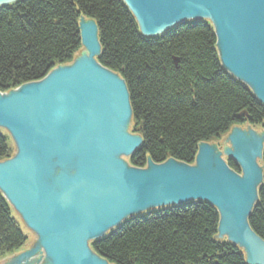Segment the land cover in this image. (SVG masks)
Here are the masks:
<instances>
[{
  "label": "water",
  "instance_id": "water-1",
  "mask_svg": "<svg viewBox=\"0 0 264 264\" xmlns=\"http://www.w3.org/2000/svg\"><path fill=\"white\" fill-rule=\"evenodd\" d=\"M124 3L148 36L208 20L223 66L264 104V0ZM78 24L82 48L70 64L0 93V128L16 149L0 161V190L38 244L5 264H110L90 241L141 212L192 201L212 204L217 237L240 247L248 264H264V241L248 223L264 173V123L235 125L216 146L201 142L193 165L148 159L146 168L129 167L120 156L129 157L142 138L126 130L125 83L97 62L95 21L81 16Z\"/></svg>",
  "mask_w": 264,
  "mask_h": 264
},
{
  "label": "trees",
  "instance_id": "trees-1",
  "mask_svg": "<svg viewBox=\"0 0 264 264\" xmlns=\"http://www.w3.org/2000/svg\"><path fill=\"white\" fill-rule=\"evenodd\" d=\"M81 16L97 25V62L120 76L128 92L131 131L142 138L127 157L129 167L146 168L148 159L193 165L201 142L217 140L235 125L264 123V104L223 66L208 20L148 36L124 0L0 5V93L70 64L82 48ZM11 141L0 131V161L15 154ZM226 163L240 173L234 161ZM260 163L264 169V148ZM13 211L0 190V257L27 241ZM248 223L264 241V173ZM218 224L212 204L192 201L141 212L89 247L110 264H248L240 247L217 237Z\"/></svg>",
  "mask_w": 264,
  "mask_h": 264
},
{
  "label": "rangeland",
  "instance_id": "rangeland-1",
  "mask_svg": "<svg viewBox=\"0 0 264 264\" xmlns=\"http://www.w3.org/2000/svg\"><path fill=\"white\" fill-rule=\"evenodd\" d=\"M244 125V124H242ZM130 134H133L132 131H131V124L129 123L127 129H126ZM0 131L2 133H5V134H8L6 132V130L0 128ZM9 135V134H8ZM135 135V134H134ZM10 137V135H9ZM220 139V138H219ZM219 139L217 140H212L210 141L209 143L213 144L214 146H216V144L218 143ZM10 140H11V137H10ZM12 142V141H11ZM12 146L15 148V144L14 142H12ZM120 159L124 162L127 161V157L126 156H123L121 155L120 156ZM259 164L261 165L260 163V160H259ZM13 216L14 218L17 220V222L19 223L23 233L26 235L27 237V241L26 243L24 244V246L17 252L13 253V254H10V255H6L4 257H0V264H5V263H8L10 261H12L15 257L19 256L20 253H22L23 251L25 250H28V249H31L33 246L35 245H38L37 244V240L35 239V237L33 236V234L31 233V231L29 230V228L27 227V225L23 222V220L21 219V217L19 216V214L16 212V211H13ZM225 237V236H224ZM226 238V237H225Z\"/></svg>",
  "mask_w": 264,
  "mask_h": 264
},
{
  "label": "flooded vegetation",
  "instance_id": "flooded-vegetation-1",
  "mask_svg": "<svg viewBox=\"0 0 264 264\" xmlns=\"http://www.w3.org/2000/svg\"><path fill=\"white\" fill-rule=\"evenodd\" d=\"M228 133H229V131H228V132H227L225 135H223L221 138H223V137H224V138L226 139V138H227V134H228Z\"/></svg>",
  "mask_w": 264,
  "mask_h": 264
},
{
  "label": "crops",
  "instance_id": "crops-1",
  "mask_svg": "<svg viewBox=\"0 0 264 264\" xmlns=\"http://www.w3.org/2000/svg\"><path fill=\"white\" fill-rule=\"evenodd\" d=\"M239 127L242 126V125H238Z\"/></svg>",
  "mask_w": 264,
  "mask_h": 264
}]
</instances>
